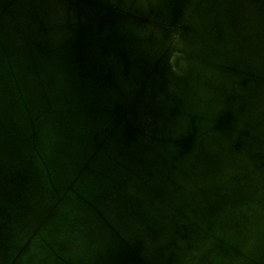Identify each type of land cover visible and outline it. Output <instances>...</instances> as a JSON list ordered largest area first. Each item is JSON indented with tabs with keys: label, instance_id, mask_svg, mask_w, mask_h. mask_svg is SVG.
I'll return each mask as SVG.
<instances>
[{
	"label": "water",
	"instance_id": "water-1",
	"mask_svg": "<svg viewBox=\"0 0 264 264\" xmlns=\"http://www.w3.org/2000/svg\"><path fill=\"white\" fill-rule=\"evenodd\" d=\"M0 264H264V0H0Z\"/></svg>",
	"mask_w": 264,
	"mask_h": 264
}]
</instances>
